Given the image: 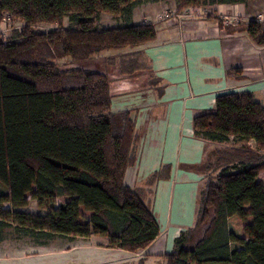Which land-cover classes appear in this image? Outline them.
Listing matches in <instances>:
<instances>
[{
    "label": "trees",
    "instance_id": "1",
    "mask_svg": "<svg viewBox=\"0 0 264 264\" xmlns=\"http://www.w3.org/2000/svg\"><path fill=\"white\" fill-rule=\"evenodd\" d=\"M155 1L0 0V20L8 14L23 23L6 39L0 35V184L6 188L0 231L12 227L34 239L101 235L110 247L130 252L154 242L159 225L143 190L124 182L137 135L130 111L111 110L108 73L115 66L121 75L150 71L139 48L156 37V28L98 29L97 23L99 13L127 19L134 7ZM173 1L180 9L244 0ZM64 19L70 28H62ZM39 23L57 28L31 29ZM245 30L264 45V24L251 20ZM122 48L131 51L108 57L104 71L57 63ZM233 72L239 78L240 69ZM192 128L205 147L195 219L174 239L164 264H264V186L257 180L264 176V93L221 92L211 110L193 117ZM159 177L153 174L147 185ZM28 195L44 215L2 208L5 202L23 207ZM232 216L251 217L244 238L228 227Z\"/></svg>",
    "mask_w": 264,
    "mask_h": 264
},
{
    "label": "crops",
    "instance_id": "2",
    "mask_svg": "<svg viewBox=\"0 0 264 264\" xmlns=\"http://www.w3.org/2000/svg\"><path fill=\"white\" fill-rule=\"evenodd\" d=\"M157 3L148 2L134 7L127 19L111 15L110 18L118 23L117 26L153 23L147 21L159 11ZM216 5L233 4L211 6ZM210 19L212 18L195 25L168 24L169 27L163 23H153L156 37L139 48L149 62L151 70L145 71L149 77L138 82L137 78L140 76L137 75L136 78L134 72L128 76L127 85H123L124 90L134 96L126 106L131 109L129 111L134 118L135 131L141 143L136 161L127 169L124 182L130 188H143V198H148L150 208L157 215L159 233L154 242L147 249L139 250L140 255L134 256L135 252L110 247L105 236L90 235L69 240L71 245L67 250H90L97 257L98 264L117 261V264H129L134 259L143 260L144 264H155L158 259L164 262V254L172 250L177 229L182 231L193 225L200 183L199 164L204 158L205 147L202 140L193 133L192 119L197 114L211 110L216 95L239 87L236 83L244 79L242 76H246L244 71L248 69L243 67L242 60L231 63L226 54V41L219 32L221 28ZM112 56L115 55L109 57ZM236 68L240 71L242 69L241 74H236L239 78L234 76ZM142 85L143 89H140ZM109 90L112 108L114 95ZM140 90L145 94L143 98ZM253 90L264 93V86ZM117 104L122 106L123 101H117ZM153 174H159L160 177L147 185ZM51 240L52 237L50 240L34 239L25 237L22 233L15 235V232L8 236L2 230L0 250H15L5 256L0 252V260L33 256L40 258L37 248L47 249V242ZM52 245L50 247H54ZM21 247H25L26 252L18 253L17 248ZM52 253L54 249L47 250L48 260L45 262L26 264H50ZM82 256L83 254L78 258L83 259ZM61 262L62 259L59 263ZM137 263L134 261L133 264Z\"/></svg>",
    "mask_w": 264,
    "mask_h": 264
},
{
    "label": "rangeland",
    "instance_id": "3",
    "mask_svg": "<svg viewBox=\"0 0 264 264\" xmlns=\"http://www.w3.org/2000/svg\"><path fill=\"white\" fill-rule=\"evenodd\" d=\"M159 2V3H157ZM157 3L158 12L155 14V16L152 19H148L150 21L147 22H153V23H163L164 25H174L175 23L183 24V23H191L196 24L200 21L208 20L210 17H213L210 19L211 21L216 22L217 26L221 28L219 31L220 34H222V38L226 41V54L227 57L231 60L232 64H235L239 60H242L243 67L248 68L243 75L244 79L242 81H238L236 83L237 86L232 91H249L257 88H262L264 86V45H258L256 42L251 39L245 30V26L249 21H255L260 24H264V0H244L243 3H237L233 4L232 6L228 5H216V6H210V5H203V6H189V7H183L178 9L176 3L173 0H157L155 1ZM143 9V8H142ZM178 13L180 15V19L177 20V22L169 21L166 22L167 19H163L166 15L170 17V19L173 18V16ZM154 20V21H153ZM151 23V24H153ZM118 23H116L112 18H110V15L105 13H99V20L97 23V28L99 29H105L110 28L111 26H117ZM146 24V23H145ZM23 23L17 19H12L9 17L6 21H3V18L0 20V34L3 35V37H8L10 35V32L13 31V29H21ZM154 25V24H153ZM160 25V24H159ZM155 26V25H154ZM71 24L69 23L68 19H64L62 23V28L67 29L70 28ZM169 27V25H168ZM57 28L56 24H45V23H39L36 24L34 27H31V29L35 31H41V32H47L51 30H55ZM127 50V51H126ZM118 51V52H117ZM121 51V52H120ZM129 52V48H122L121 50H111L108 52H101L100 54L95 55L92 59L88 61L83 62H77V63H71L68 58H62L58 59L57 63L60 66L61 69H72L74 67H80V68H89V69H96L104 71L106 67H108L106 59L111 55H117V53H127ZM114 72L108 73L110 83L112 82V85L110 86L111 92L113 93V106L111 110L113 112H119L124 108L123 110H131L130 107L126 106L127 103H129L130 100H132L133 93H128L124 89L125 87L123 85H127L128 76L129 75H121L117 72V67L115 66ZM141 71V73H136L135 76L137 78V75L140 76V78H137L138 82H143L146 78L148 79L149 75H147L148 72L138 70V72ZM242 72V69L240 71V74ZM134 74V73H133ZM126 79V80H125ZM123 80L126 81L123 83ZM118 84V85H117ZM140 89H143V85L140 87ZM143 90H140V96L141 98L144 97ZM112 101V97H111ZM117 101H123V105H118ZM132 120L134 118L132 117ZM147 118V117H146ZM137 134V140L135 142V154L137 156V152L139 147H141V143L138 140V133ZM135 156V161H136ZM134 161V163H135ZM134 165V164H133ZM132 165V166H133ZM201 179V178H200ZM263 186H264V176H261L257 179ZM130 183V182H128ZM201 183V182H200ZM199 183V188H200ZM126 184V183H125ZM134 188V187H133ZM199 188H198V195H199ZM143 190V188H142ZM150 193V192H149ZM0 194H6V188L0 184ZM143 196V195H142ZM148 195H146V198ZM150 197V195H149ZM27 204L23 207H12L9 203L5 202L2 204V208L5 210H11V211H19V212H26L32 215H44L46 213V210L41 209L37 206L36 200L30 198L28 195L26 197ZM198 199V198H197ZM65 200V199H61ZM60 200V201H61ZM144 202L149 205L148 198H143ZM150 200V199H149ZM197 205V203H196ZM152 210V208H151ZM154 214V217L157 219V215L154 211H152ZM84 215L86 213L82 212ZM251 222V217L247 216L245 220H241L238 217L234 216L228 220V227L232 230V232L241 237L244 238L242 227L246 223ZM6 234L12 235V233L15 232V235H19L18 231H15L12 227H6L2 229ZM1 230V231H2ZM181 229H177L176 235L178 237ZM25 237L27 235L22 234ZM29 236V235H28ZM53 240L47 242V246L45 248L38 247L37 250H39V256L37 257H23L18 260H0V264H26L27 262H33L38 263L41 261H47L48 258L46 257L47 250L50 251V249H54V253L50 255V264H98L97 257L93 254L90 250H67L66 248L70 246L69 240H73L74 238H70L68 236H53ZM60 238H64L67 240H62ZM77 238V237H76ZM46 240H50L46 239ZM40 242L42 240H39ZM68 241V242H67ZM53 244V245H52ZM50 245L54 247H50ZM63 248H57L62 247ZM61 249L67 250V251H59ZM15 249L12 251L10 249L6 250H0L2 254H10L11 252H14ZM18 253L26 252L25 247L17 248ZM171 252V251H170ZM167 252V253H170ZM67 253V254H64ZM140 252H135L134 256H138ZM165 253L164 256L167 254ZM83 259H79L78 256L82 255ZM68 257V258H65ZM163 256V257H164ZM74 257V258H71ZM60 259H62V262L59 263ZM134 261H140L138 259H134ZM134 261L130 262L129 264H133ZM117 262H108L106 264H117ZM155 264H164L163 260H157Z\"/></svg>",
    "mask_w": 264,
    "mask_h": 264
},
{
    "label": "built area",
    "instance_id": "4",
    "mask_svg": "<svg viewBox=\"0 0 264 264\" xmlns=\"http://www.w3.org/2000/svg\"><path fill=\"white\" fill-rule=\"evenodd\" d=\"M179 17H180V15H179L178 13H176V14L173 16L172 19H170V17L167 16V15H166L163 19H167V20H166L167 22H169V21L177 22V20L180 19ZM2 18H3V21H6L7 19H9V15H8V14H3ZM0 35L3 37L2 34H0ZM6 38H7L6 36L3 37V39H6Z\"/></svg>",
    "mask_w": 264,
    "mask_h": 264
},
{
    "label": "bare ground",
    "instance_id": "5",
    "mask_svg": "<svg viewBox=\"0 0 264 264\" xmlns=\"http://www.w3.org/2000/svg\"><path fill=\"white\" fill-rule=\"evenodd\" d=\"M154 21V20H153ZM159 23V22H158Z\"/></svg>",
    "mask_w": 264,
    "mask_h": 264
}]
</instances>
